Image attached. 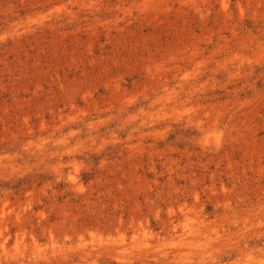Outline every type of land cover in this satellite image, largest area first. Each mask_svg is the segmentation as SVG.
<instances>
[{
  "label": "rangeland",
  "instance_id": "obj_1",
  "mask_svg": "<svg viewBox=\"0 0 264 264\" xmlns=\"http://www.w3.org/2000/svg\"><path fill=\"white\" fill-rule=\"evenodd\" d=\"M0 264H264V0H0Z\"/></svg>",
  "mask_w": 264,
  "mask_h": 264
}]
</instances>
